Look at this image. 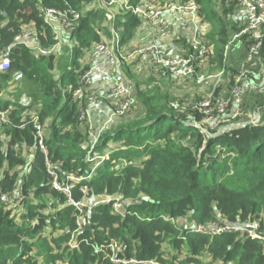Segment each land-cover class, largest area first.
I'll list each match as a JSON object with an SVG mask.
<instances>
[{
	"label": "trees",
	"instance_id": "obj_1",
	"mask_svg": "<svg viewBox=\"0 0 264 264\" xmlns=\"http://www.w3.org/2000/svg\"><path fill=\"white\" fill-rule=\"evenodd\" d=\"M139 1L130 0L134 5ZM195 1L201 23L209 28L206 40L212 50L208 54L221 68L222 44L244 24L227 19L235 3ZM41 7L74 9L80 21L75 30L61 31L73 41L67 62L57 65L61 53L57 47L49 56H38L25 44H16L10 49L8 69L0 72V110H8L9 121L0 122V194L10 192L14 183L21 193L13 206L0 202V264H37L39 257L44 264H114L94 249L112 240L126 244L120 256L159 264H264V196L260 199L264 194V114L257 123L210 131V122L226 124L234 119L233 102L222 114L213 111L206 120L207 114L200 109L203 98L184 107L183 98L169 96L168 85L192 82L194 77L137 73L134 62H125L124 77L134 87L132 107L93 142L79 125L73 91L89 66L80 58L84 54L87 58L95 43L110 39L100 0H0V50L9 47L27 24L37 29V44H56ZM113 9L121 43L129 50L145 43L141 18L120 5ZM238 40H244L248 48L247 35ZM259 57L264 60V47ZM141 76L164 81L167 91L142 87ZM235 76L233 71L230 89ZM8 90H20L18 97L3 95ZM24 96L29 98L27 105L22 103ZM32 111L42 126L46 153L38 147ZM108 142L117 145L113 148ZM116 161L123 162L115 165ZM48 166L57 172L62 185L72 183L68 176L81 178L71 190L74 201L88 200L80 216L77 247L69 246L65 230L76 227L79 211L66 192L53 187ZM119 194L123 196L121 212L113 207L114 196ZM107 198L111 201L98 202ZM250 221L258 222L262 238L196 231L200 224L211 229Z\"/></svg>",
	"mask_w": 264,
	"mask_h": 264
},
{
	"label": "built area",
	"instance_id": "obj_2",
	"mask_svg": "<svg viewBox=\"0 0 264 264\" xmlns=\"http://www.w3.org/2000/svg\"><path fill=\"white\" fill-rule=\"evenodd\" d=\"M225 5L235 3V10L228 16V20L238 19L244 24V27L235 33L230 40L225 43L227 52L230 44L237 41L240 36L247 35L250 44L247 48L246 59L252 62L260 56V52L264 47V0H220ZM102 7L107 9L105 15L107 17L110 32L108 42H97L87 57L89 66L82 72L79 78V85L73 91V98L79 105L78 122L83 128L88 127L89 134L95 142L97 133L90 130L93 120V112L103 111L105 113V121L103 126H107L114 122L117 116L126 114L133 104V84L126 80L122 68L125 62H134L137 73L155 72L160 75L170 74L175 78H196L200 83L203 75H197V72L204 68L205 61L210 56L209 50H212L206 40V32L209 29L200 21L199 4L195 0H140L137 4H131L130 0H100ZM120 5L125 11L130 12L141 18L142 23L148 34L147 41L142 45L136 46L129 50L121 43V33L119 27L116 26V12L113 6ZM43 21L48 26L56 40V44L49 47L37 44L38 31L33 24L23 25L20 31L15 35L14 42L7 48L0 50V72L9 67L10 49L16 44H25L35 50L38 56L51 55L59 42L61 31L75 30L80 21V13L74 9L60 10L56 7H41ZM186 39L185 43L182 42ZM185 44V46H184ZM224 51V49H223ZM225 61V51L223 52ZM223 61V62H224ZM112 73L115 76H112ZM245 73L240 71L234 80L231 88L234 105L240 100V94L244 80L247 79ZM251 75V74H249ZM252 76V75H251ZM111 78L109 82L107 79ZM95 80H100L96 83ZM215 105L210 101L201 103L200 109L207 114L206 120L212 118L210 115L213 111L222 114L228 106L224 98L214 101ZM8 110H0V122L9 123L6 112ZM238 115V109L235 107L231 113V118ZM115 119V120H114ZM32 123L38 136V147L46 153L44 145V137L42 126L39 123L37 114L33 112ZM24 123L20 125L23 127ZM105 156H102L104 158ZM48 162V159L45 158ZM48 172L52 176V185L59 191L68 194V201L78 209L79 214L75 220L76 227L73 230L66 229L69 233V246L74 248L78 246L76 242L77 233L82 228L80 219L81 213L87 198L80 201H74L71 196V190L74 183L80 181L81 178L68 176L72 183L62 185L60 183L57 172L48 166ZM84 192L85 188H81ZM20 190L16 183L10 192L0 194V202L3 205L13 206L20 198ZM113 207L115 211L121 212L123 196L121 194L114 196ZM111 199H100L98 202H110ZM251 225L252 228H248ZM259 224L257 221L238 224L225 223L215 228H207L200 224L197 226V232H207L212 235L230 232L246 233L251 238H262V234L257 232ZM87 242V240H85ZM97 252H104L110 262L114 264H159L155 260H138L135 257L124 258L119 252L126 249V244H120L117 240H112L107 244L94 245Z\"/></svg>",
	"mask_w": 264,
	"mask_h": 264
},
{
	"label": "rangeland",
	"instance_id": "obj_3",
	"mask_svg": "<svg viewBox=\"0 0 264 264\" xmlns=\"http://www.w3.org/2000/svg\"><path fill=\"white\" fill-rule=\"evenodd\" d=\"M96 4V2H95ZM217 5V3H216ZM209 7L211 10H213V5L209 4ZM103 11H104V19L103 22L107 23L108 26L110 25V21L108 22L107 17L105 15V12L107 11V9H105L104 7ZM216 9V8H215ZM117 26V25H116ZM118 27V26H117ZM66 35H68L67 32H65ZM207 33V32H206ZM144 34H148V31H145ZM141 36V35H140ZM238 42V41H237ZM237 42H234V47L232 46V44H230V46L227 49H225V44L222 45L224 51H225V61L222 60V65L220 66L223 70L220 69H216L214 70V68H218L216 66V62L214 60L211 59L210 55L207 60L205 61V66L204 68H201L198 72L197 75L201 76L203 75V80L200 81V83H198L194 80H191L194 82V84L190 83L188 84L187 87H182L179 85V83H173V85H168V91H169V96H174L176 99H184L183 102V106H188L189 104H193L195 99H197V97H201L203 98V102L204 101H210L212 104H214V100L219 99V98H224L227 102V104H229L230 102H233V97H232V90L228 87V80L229 77L233 74H231L230 76L228 75L227 78V72L225 71V68L229 67V68H239L237 69L238 72L236 73V75L240 72L243 71L245 73H248V75H246L247 79H251L252 81V88H246L247 85H242L244 88H242L241 90V94H240V100L238 102H235L237 105H235V107H237L238 109V115H235V117H233L234 119H232L231 122H227L226 124L224 123H218L216 124L213 122H210V124L207 125V129H209L210 131L213 129H218V128H222L223 126L228 125L233 126V125H240V124H244L247 122H252V123H257L259 121V118L262 114H264V60L262 58H255L252 62H248L246 59L247 56V48H246V44L245 41L241 40L240 43L237 44ZM137 42H133L134 45H136ZM73 45V41L71 39H69L67 36L64 37L62 36V34L60 33L59 36V42L56 45L57 50H61V53H59L58 55V60H57V65L59 66L60 63L63 61L68 60L69 58V49H71L70 47ZM208 46L212 49V47L208 44ZM232 46V47H231ZM135 48V47H134ZM213 58V57H212ZM82 64H84L85 62H87V58L85 56V54L80 58ZM224 59V56H223ZM258 59V60H257ZM224 61V62H223ZM257 66H256V65ZM255 65V66H254ZM58 66H56V69L54 70V74L57 77V75L59 74V70L57 68H59ZM123 72V69H122ZM251 74V75H249ZM124 75V74H123ZM112 76H115L114 73H112ZM139 77V76H138ZM142 77V76H141ZM220 80V81H219ZM20 82V80H19ZM162 83V82H160ZM183 84V83H180ZM187 85V84H186ZM153 86V88H158L161 92H166V87L165 85L162 84H153L151 85ZM248 87V86H247ZM12 88V87H11ZM182 88V89H181ZM218 88L219 91H216ZM20 92V90H19ZM19 92H8L3 94V95H10V97L12 99L15 100V98L18 97ZM217 94V95H216ZM186 96V99L184 98ZM4 99H1V103H3ZM29 98H27L26 96L23 97L22 103H25L26 105L28 104ZM178 101V100H177ZM215 105V104H214ZM132 107V106H131ZM33 112V111H32ZM125 115V114H124ZM123 116H117L114 120V122H112L111 124L107 125V126H103V129L100 131V128L102 127V125L104 124L105 121V114L104 113H98L97 114V118L95 120H92V126L90 128V130L95 134V132L97 133V139L100 136V134L103 133L104 129L107 127H113L117 122H120L123 119ZM94 118V117H93ZM87 129L88 131V127L85 128V130ZM205 132L206 131V127H205ZM94 142V141H93ZM109 144V145H108ZM108 146L110 147H115L117 145V143L114 142H108ZM105 151H108L107 149ZM103 151V152H105ZM101 153L102 156L106 155L104 153ZM96 158L98 157V153L95 154ZM123 161H116L115 165H118L119 163H121ZM264 196L261 195L260 199ZM22 210V209H21ZM208 260V258H206ZM38 262L37 264H44V261H42V258L39 257L38 258ZM53 264V263H50ZM57 264H61L60 261L57 262ZM216 264V263H214Z\"/></svg>",
	"mask_w": 264,
	"mask_h": 264
},
{
	"label": "crops",
	"instance_id": "obj_4",
	"mask_svg": "<svg viewBox=\"0 0 264 264\" xmlns=\"http://www.w3.org/2000/svg\"><path fill=\"white\" fill-rule=\"evenodd\" d=\"M238 41V42H237ZM236 42H237V44L238 43H240V41L239 40H237ZM225 44V43H224ZM223 45V44H222ZM234 45V43L232 44V46ZM231 46V47H232ZM234 47V46H233ZM213 55L211 56V59L213 60ZM260 58V57H259ZM258 60V59H257ZM256 65V64H255ZM254 65V66H255ZM257 66V65H256ZM216 69H220V70H223L222 68H214V70H216ZM237 69H239V68H225V71L227 72V74H225V75H227V78H228V75L230 76L232 73H233V71L234 72H238V70ZM109 80H111V78H109V79H107V81L109 82ZM139 81L141 82V86L143 87H145V86H147V87H150L151 85H153L155 82H157L158 84L160 83V82H163V84H165V82L164 81H162V80H155L153 77H151V76H147V77H140L139 78ZM191 81V80H190ZM220 81V80H219ZM95 82L96 83H99L100 82V80H95ZM228 82H229V80H228ZM190 83H192V84H194V82L192 81V82H183V84H180L179 83V85L180 86H182L183 88L184 87H187L188 86V84H190ZM187 84V85H186ZM244 84L245 85H247L246 86V88L248 89V88H252V86H253V84H252V81H251V79L249 78V79H246L245 81H244ZM182 89V88H181ZM219 89L220 88H218L216 91H219ZM98 113H104L103 111H96V112H93V120H95L96 118H97V114ZM105 114V113H104ZM98 119V118H97Z\"/></svg>",
	"mask_w": 264,
	"mask_h": 264
},
{
	"label": "water",
	"instance_id": "obj_5",
	"mask_svg": "<svg viewBox=\"0 0 264 264\" xmlns=\"http://www.w3.org/2000/svg\"><path fill=\"white\" fill-rule=\"evenodd\" d=\"M87 227H88V226H87ZM247 227H248V228H250V229L252 228V226H251V225H247Z\"/></svg>",
	"mask_w": 264,
	"mask_h": 264
}]
</instances>
